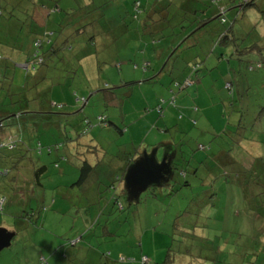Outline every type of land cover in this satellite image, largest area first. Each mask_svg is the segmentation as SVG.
Wrapping results in <instances>:
<instances>
[{
    "label": "rangeland",
    "instance_id": "374dc122",
    "mask_svg": "<svg viewBox=\"0 0 264 264\" xmlns=\"http://www.w3.org/2000/svg\"><path fill=\"white\" fill-rule=\"evenodd\" d=\"M122 1L130 5L133 0H80L85 13L81 22L82 39L77 45L71 44L72 50H65L60 56H69L74 50V57L78 53L77 56L83 60L76 61V57H73V61L61 63L53 60L49 64V85L77 71L70 88L58 87L62 95L55 91L52 92V98L55 101H66L68 106H72L77 104L75 92L89 97V93L85 92L87 88L78 86L79 81L84 79L83 76L86 79L87 76L93 77L92 71L96 70V84L100 80L109 81L112 87L119 85L122 77H125L120 74L117 64L133 68L126 81L135 83L131 87L122 86L119 89L126 112L133 109L126 127L136 119L134 122H138L142 128L145 126V121L142 120V116L146 115L145 110L153 111L154 105L160 104L162 100L167 101L163 106L164 117L158 114L159 105L153 112L159 115L160 122L165 118V122L171 126L166 135L174 140L175 145L180 146L177 152L179 158L174 159L177 169L183 159L190 156L187 159L189 166L183 167L186 178L175 172L170 186L160 184L143 190L134 188L138 195L130 208L126 198L117 194L118 199H121V210L118 206L115 209L112 207L110 217L113 221L108 225L115 235L108 236L104 230L105 217L102 216V221L96 222L99 217L93 211L101 204L96 203L95 198H105L108 192L110 194L105 199L111 200L114 187L105 190L102 188L97 196L93 188H88L83 193V189L74 185L79 175L77 159L80 153L85 159L89 157L94 160L98 159L99 150L105 151L106 157L98 162L103 165L111 164L110 167L113 166V161L120 163L123 157L121 153H117L116 158L111 157L113 153L109 149H115V145L107 139L109 134L117 136L114 126L99 127L97 121L99 115L108 117L111 121L110 118L118 115L120 110L105 107L101 96L93 95L88 98L89 104L85 107L76 105L74 112L77 113L70 117L68 126L64 123L63 127L68 135H73L68 137L75 138L76 142H65L62 133L48 139L39 134L30 140L26 152L21 148L0 152V157L4 156L0 159V169L9 170L6 177L0 178V193L9 200L12 210L16 211V207L19 213L22 206L14 205L16 202L13 204L12 200L20 199L23 203L28 201L29 204L25 210L22 209L20 215L24 212L32 215L30 226L17 234L11 245L0 252V264H40L41 255L45 259L48 257L50 264H62L60 257H68L69 252L59 248V244H67L68 249H76L80 255L78 260L69 258L65 264H164L166 261V264H240L239 256L244 257L245 254L247 264H264V194L258 195L264 193V0H254V6H247L241 11L238 8L244 0H199L200 5L195 8L202 12L200 19H211L203 29L204 42L201 44L199 40L198 47H195L197 62L204 61V64H199L198 70L191 74L190 69L185 71L186 64L176 54L171 61L174 71L169 73L165 69L163 75L156 77H153V71L149 69L142 73L141 45L137 46L135 40L130 42L122 38L115 45H103L98 40L96 46L85 41L92 34L106 32L117 21L113 18L119 17L117 6ZM149 1L153 5L166 2ZM170 1L177 8H170L164 13L167 19L162 21V26L159 25L163 31L158 32L155 38L148 35L150 39L162 40L158 44L162 52L169 51V48L162 50L170 37L169 28H176L173 32H180L179 23L187 25L188 20H191L188 14L184 15V11L180 12L178 9L179 0ZM104 3L106 4L100 7L103 14L100 16L96 6ZM245 3H249V0H245ZM136 5L141 8L139 2ZM220 7L227 9L224 24L216 18ZM138 16L134 10L135 24L139 22ZM120 17L123 21V15ZM125 20L128 21L126 16ZM167 24L169 28L164 27ZM229 26H232L229 35L233 36L236 47L228 42L226 45L217 43ZM201 34L203 32L198 35L199 39ZM177 40L171 39L168 43L173 45ZM151 48L154 49V46ZM236 49H239V53H236ZM149 54L150 51H147L146 55L150 56ZM260 62L262 65L258 67ZM70 64L74 65V69ZM95 64L99 66L96 68ZM66 65L70 66L69 72ZM7 67L11 68L7 73L14 77V83L11 87L5 84L3 89L0 88V109L1 105L9 102L7 92L13 93L18 90L17 86L26 85L25 70L21 65L10 64ZM186 80H191L192 84L182 87L183 89L175 87V82L183 86ZM230 84L232 89L229 91L227 85ZM28 96L31 98L32 93ZM15 98L21 100L20 96L13 97ZM148 118L150 117L147 116ZM157 120L158 118L150 121ZM22 121L24 120L20 117L5 118L0 125V142L13 138L18 128H26V123ZM85 121L90 126L86 127ZM138 124L132 125L139 126ZM84 129L87 131L83 134ZM154 129L152 132L155 133L157 130ZM135 131H138L135 136L143 132L137 129ZM96 134L100 136V139H95L99 148L94 151V147L91 148L87 142L92 140L90 135ZM84 143L87 144L84 146ZM56 145L61 150L67 147L75 149L76 152L69 153L70 162H63L67 151L47 152V147ZM39 146L42 147L40 152ZM41 166H45L46 172L39 177L41 186H38L33 181V170ZM108 167L100 165L95 169L94 166L93 175H102V171H107L104 168ZM62 168L66 172L59 179ZM239 171L245 172L243 177L239 175ZM117 175L122 174L108 173L103 175L102 181L107 185L111 181L116 183L114 177ZM185 181L189 183L188 187L184 186ZM122 185L124 189L125 183ZM52 200L57 205L52 204ZM85 203L87 206L83 210L88 212H81L79 218H75L73 213ZM60 206L64 207L65 213L59 209ZM47 213L52 219L42 225ZM9 216L6 211L0 213V218L5 221ZM36 218L37 223L34 220ZM80 235L83 239L73 248L74 240ZM50 253L54 254V258L49 256ZM144 257L147 258L145 263L142 262Z\"/></svg>",
    "mask_w": 264,
    "mask_h": 264
},
{
    "label": "crops",
    "instance_id": "0c3cea01",
    "mask_svg": "<svg viewBox=\"0 0 264 264\" xmlns=\"http://www.w3.org/2000/svg\"><path fill=\"white\" fill-rule=\"evenodd\" d=\"M126 1H122L120 3H118L117 9H118V18H113L116 19L117 21L115 23H113L112 25L109 26V29L106 32H102V33H98L97 35L92 34L91 36L87 37L85 39V41L89 42V44L92 45H97L96 41H100L103 45L106 44H112L115 45L120 39H127L130 42H134L132 40H135V43L137 44V46H140V51L141 52V59L140 62L142 65L144 64H149V67H147L145 70L143 69V66L141 65L142 68V73H146L147 70H151L153 71V77L156 76H161L164 74V70L166 69L169 73L174 71V65L171 64L172 58H170L171 56V52L173 50V48L175 47V43H173V45L171 44V42L168 43L169 40H171V38L168 39V41L166 42V46L165 48H163L162 50L169 48V51H164L162 52L160 50V46H158V44L162 41V40H158L157 39H150L148 37V35H150L149 32V23H150V16L149 14L151 12L154 11L155 9V5H153V2H150L149 0H141L140 3V13H139V22L136 24L133 22L134 19V11H133V6L135 2H140L139 0H133L130 1V5L127 4ZM182 2L181 4V8L191 12H197L198 16H203L202 12H200L199 9L195 8L196 6L200 5V1L199 0H179V4ZM106 3L102 4V5H98V7H101L103 5H105ZM86 5V4H85ZM120 6V7H119ZM240 6V5H239ZM254 6V2L253 5ZM83 7L80 4V0H0V11H1V16H0V56L4 59V66L3 67V72L5 77L4 78H11V80L9 81V85L14 83V77H10V75L7 73L9 69L7 66L10 64H14L15 66H22L25 63V60L34 52L35 50V42L37 41H41V49L42 50H49V47H53L54 49H58L59 47L65 46V44H67L68 46L64 47L65 50H72L71 44H79L82 36H83V32L81 31L82 27H83V23H81L83 21V19L85 18V13L84 10L82 9ZM195 10H194V9ZM225 8V7H223ZM158 10H162V8H158ZM225 10L227 11V9L225 8ZM238 11H241V8H238ZM98 13L100 14V16H102V11L101 9L98 11ZM123 15V21L121 20V17ZM125 16L126 19L128 18V21L125 20ZM146 18V21L143 22L142 20ZM149 19V20H148ZM100 22V21H98ZM142 25V27H141ZM103 29V28H102ZM203 34H201L200 39L198 38V36L194 37L191 39L190 42L187 43L188 46H193L195 44L194 47L187 49V51L185 52H179L176 53L179 57V59L183 62V63H191L193 61L197 62V56L194 55L195 52L197 51L198 47L197 45L199 44V40L201 42V44L204 42V38H205V34H204V30H202ZM201 32V33H202ZM200 34V33H199ZM146 35V36H145ZM158 36V35H157ZM155 36V37H157ZM14 37V38H13ZM153 37V38H155ZM198 38V39H197ZM20 42V44H19ZM143 46V49H142ZM151 46H154V49L151 48ZM157 46V47H156ZM27 50V51H26ZM63 50V51H65ZM24 51H26V54H24ZM61 51V52H63ZM150 51V56L146 55V52ZM19 52V53H17ZM60 50L58 51V55L55 53V55L52 57H50V61L52 62L53 60H57L60 61L61 63H64L66 61H73V57H74V50L72 54H68L69 56H65L62 55L60 56ZM78 52V50H77ZM168 54V55H166ZM175 54V55H176ZM23 55V56H22ZM57 55V56H56ZM78 53L76 54V61L82 59L79 58ZM174 55V56H175ZM173 56V57H174ZM74 57V58H75ZM170 58V60H169ZM83 60V59H82ZM169 60V62L167 61ZM178 60V59H177ZM130 61V59L128 60ZM167 63V67L164 68V65ZM14 62V63H13ZM54 64H57L56 62ZM85 64V62H84ZM201 64V63H200ZM202 64H204V61H202ZM72 69H74V65H71ZM69 65H66V69L70 68ZM99 65L95 64V67L97 68ZM118 70L120 71V74H122V81L119 85H114L112 87H110V83L109 81H98V84H96L97 82V72L98 71H92L94 72V75L91 76H87L88 79H86V76H83L84 79L81 81H79L82 86H84V89L87 88V90H85V92L89 93V97L91 98L93 95H97L99 94L103 100V104L105 107L110 106V107H114L115 109L120 110L118 115H113L109 120L108 117H104L103 115H99V118L102 116L103 118H105V123L106 124H99V127H107V125H112L115 128V131L117 132V136L115 134V136H113L112 134L108 135V139L107 141L112 143L113 145H115V149H109L111 151V153H113L111 155V157L116 158V154L117 153H121L123 155L122 160L120 163H115V161H113V166L110 167V165H103L100 163V161L98 162L99 159L101 158H105L106 157V153H104L102 150H99L100 152H98V159L95 158L94 160H91L89 157V159H85L81 153L78 155L79 159H77V165H78V171H79V175L77 177L76 182H74L75 186H78V189H83V193L88 189V188H93L95 190V192H97V196L100 195L101 189L103 188V190L105 189H110L111 187H114V192H113V197L111 200L109 199H105L109 196L110 193L106 192L107 195L105 196V198H95L96 203L99 204V202H101L100 207L95 209V212L93 211V213L95 214V216L99 217V219H96V222L98 221H102L100 220V218L102 216L105 217V232L107 233L108 236H112L115 235V233H111V229L110 226L108 225L110 223V221H113L112 217H110L112 215L111 210L112 207H114L113 209H115L116 206L119 207V204L121 205V199H118L117 194L120 196H124V199L126 198V203L128 204L129 208L132 207V205L134 204V201L137 200L136 196L133 195L134 194V188H136L132 183L128 184L127 187L126 185H124V189H123V185L125 183V176L127 173H129L132 169V167L137 164L138 162H140V160H142L144 158V155L151 157V161L152 162H156L157 164L161 163L162 161L165 162L168 165V160L171 158L175 159L176 157L179 158L178 155V151L180 146L179 145H175V142L173 139L169 138L166 134H169L170 132V128L171 126L165 122V118L162 120V122H160L159 119V115L160 117H164L165 113L163 110V106L165 105V103H167V101H164L163 103L161 102L158 107H160V113H158L159 115L155 114V112H153L156 108L157 105H154V108L151 110H145L146 115L142 116V120L145 121V126H142V128L140 127V125L138 124V122H134L136 119H134L132 122V124L136 125L138 124L139 126H133L132 124H130L132 127L127 126L126 127V121L130 120L131 116H132V110L130 108V110H128L126 112L125 107L123 105L122 102V98L120 97V91L119 89L123 86V87H131L135 82L134 81H126V77H129L130 74V70L133 71V68L130 69L128 66H122L121 64H117L116 65ZM50 67L46 69L44 76L45 79L43 82L33 86V89L35 91L34 97H32V101H30L31 106H29V108L31 109V111H33V115L34 117H32L31 119H29V123L26 125V128H18L16 134H14L15 136L11 139V141H18L17 143V148H22L25 150H28V144H27V136L28 138L31 140L34 138V136H38L39 134H42L44 137L48 138H55L56 134L62 133L65 139V142H76L74 140H76L75 138H70L71 134L68 135V132L66 131V129H64V123L66 124V126H68V120L70 119L71 116H75L77 112H74V109L76 107V105L80 104L82 105L81 107H85L87 104H89V100L88 98L85 97V95L81 94L77 95V93L75 92V96H76V103H74V105L72 106H68L66 101H55L52 98V92H58L62 95V93L58 90V87H66V88H70V85L73 83L74 81V77L76 75V72H71V76H65V77H61L60 80H58L55 83H50V85L47 83L48 81V71H49ZM71 69V70H72ZM138 69V68H137ZM136 69V70H137ZM188 70L187 65H186V69L185 71ZM70 71V69L68 70V72ZM91 72V73H92ZM52 77L54 75H51ZM24 78H25V73H24ZM95 78V79H93ZM125 78V79H124ZM149 78V77H148ZM31 81V79H30ZM32 82V81H31ZM129 83H133L132 85H127ZM49 85V88H48ZM74 85V84H73ZM115 86H119L118 89L114 88ZM122 87V88H123ZM116 89L114 92L118 98V103L115 101H113L112 97H110L107 93L104 92V90L107 89ZM83 89V90H84ZM132 90V89H131ZM165 90V89H164ZM165 93H168V91H164ZM106 95H108V98L106 97ZM77 98L81 99H85L84 102H77ZM171 101V100H170ZM29 103V104H30ZM162 104V106H161ZM22 104L19 106V108H22ZM25 107V106H24ZM157 107V108H158ZM197 110V109H196ZM196 110L194 109V111L196 112ZM155 115V116H154ZM122 116H124L122 118ZM147 116L150 117L147 119ZM188 116L189 113H188ZM12 118H19L20 114H16V115H11ZM98 118V117H97ZM158 120L156 122L150 121L151 119H157ZM183 119V118H182ZM85 121L84 124H86ZM121 122V123H119ZM90 124V123H89ZM122 128H121V127ZM125 126V127H124ZM159 126L161 128V130L159 131ZM87 127V126H86ZM124 127V128H123ZM121 128V129H120ZM126 128V129H125ZM156 128V132H152L154 131ZM107 129V128H106ZM139 130V131H143L142 134H140L139 136H135L137 134L138 131L135 130ZM180 129V128H179ZM21 130V131H20ZM29 131V134H28ZM86 130L84 129L82 131V133H86ZM107 131V130H106ZM81 133V134H82ZM88 133V132H87ZM114 133V132H113ZM28 134V135H27ZM129 134V135H127ZM70 136V137H68ZM90 141H88L87 143H89L90 147L93 148L94 147V151H96V148H99V145H97L95 139L99 138V135H95V136H91ZM168 138V139H167ZM91 141H95L91 142ZM84 143V146L87 144ZM56 148L59 149V145L55 146ZM55 148V149H56ZM56 151V153L62 151L63 153L66 152V155L63 157L64 161L70 162V156L69 153H73L76 152L74 148H70L68 149V147L64 150L59 149ZM71 149H73L74 151H70ZM101 149V148H100ZM93 151V152H94ZM98 151V150H97ZM1 152H3V150H1ZM84 153V152H83ZM104 153V154H102ZM1 154V153H0ZM102 154V155H101ZM102 159V160H103ZM87 160H90L94 163H89ZM86 161L90 167L91 170L88 171V173L86 174V176L79 181V177H80V168L83 164V162ZM98 162V163H97ZM95 164V165H93ZM101 166H109L108 168H104L107 171H102V175L97 174L96 176H94L93 174L95 173V171H93L94 166L95 169H98V167ZM166 165V168L168 167ZM59 168V167H58ZM57 168V169H58ZM2 170L7 171L9 173V170L3 168ZM37 170L34 169L33 170V175L34 172ZM169 170V169H167ZM46 172V168L40 172V176L42 174H44ZM66 172V169L62 168L59 172V179L60 177L64 176V173ZM8 173L4 176H0V178L2 177H6L8 175ZM108 173H113V174H122V175H117L114 177V180L116 183V186L113 185L112 181L110 183H108L109 185H107V183H105L104 181H102L103 175H107ZM170 171H168L166 174H169ZM162 174L165 175L164 171L162 170ZM163 175L161 177V179L158 180V182L152 184L151 186H149L148 188H155L156 186H159L160 184H165L166 186H170L172 182L170 181H164ZM112 180V178H111ZM33 181H34V176H33ZM36 185L41 186V183L39 181V183L34 182ZM126 184V183H125ZM184 186H189V183L187 185L184 184ZM31 185L28 187L27 189V194L29 195L28 190L30 189ZM147 188V189H148ZM171 188H173L171 186ZM129 189V190H128ZM116 191V192H115ZM20 195V194H19ZM23 195V194H21ZM34 195V192L33 194ZM31 195V196H32ZM0 196H3L4 198H6V196L2 195L0 193ZM45 197V196H44ZM44 200H46L44 198ZM6 205L4 207V210L2 213H4L5 211L10 214L9 217H7V221H5V219L0 218V229H4L5 231H7L8 233L12 234V239L19 234L22 230H26L30 225V218L32 217V215H26V213L24 212L23 215H20L22 212V209L25 210L26 206L29 204L28 201L26 203H23L22 200L20 199H16V200H12L14 201L13 204L16 202V206H22L21 211L19 213L18 209L15 207L16 211L12 210V206H10L11 204L9 203V200L6 198ZM22 202V204H21ZM102 203H104V205L102 206ZM52 204H56L55 201L52 200ZM91 204V203H90ZM88 204V205H90ZM87 206V203H85L84 206H82L81 208H77V210L75 211L74 216L75 218H79L81 212H88L83 210V208H85ZM122 207V206H121ZM117 208V207H116ZM62 212L65 213L64 207L60 206V208ZM121 210V209H120ZM123 210V208H122ZM89 211H91L89 209ZM56 213H58L56 211ZM62 214V213H60ZM90 214V212H89ZM30 216V217H29ZM97 217V218H98ZM126 218V217H125ZM124 218V219H125ZM48 219H52L49 217L48 213L45 214L44 219H43V224H45V222H47ZM123 219V220H124ZM35 223H37V218L34 219ZM128 219L125 220V223L127 224ZM108 222V223H107ZM123 224V221L121 220L120 225ZM90 228V227H89ZM83 239V237H81V235L74 240L73 242V248L76 247V244L81 241ZM12 241V240H11ZM67 244H59V248L61 249H67L66 252H69V256L68 257H63L61 256L60 262H62V264H65V261L67 260H78V258L80 257V255L77 253L76 249H68ZM132 252V251H131ZM246 255V254H245ZM241 257V260L238 261L240 262V264H245L246 263V257ZM41 259L44 260V264H50V259H48V257L45 259L44 255H41ZM51 258H54V254L50 253ZM70 258V259H69ZM87 258H85L86 261ZM102 260V258H101ZM150 261V260H149ZM41 264V263H40ZM54 264V263H53ZM247 264V263H246Z\"/></svg>",
    "mask_w": 264,
    "mask_h": 264
},
{
    "label": "trees",
    "instance_id": "16d2710c",
    "mask_svg": "<svg viewBox=\"0 0 264 264\" xmlns=\"http://www.w3.org/2000/svg\"><path fill=\"white\" fill-rule=\"evenodd\" d=\"M244 1L239 6L241 9H243V8H245L247 6H252L254 0H249V3H245L246 5L244 4ZM133 4H134L133 11L135 10V12L137 14H139L140 13V9H139V7H137L136 2L133 3ZM181 4H182V2L179 4V8L178 9L180 10V12L184 11V15L188 14V16L191 17V20H188V22H187V20H184V22L188 23L187 25H183L182 22L179 23L180 28L179 27L178 28L180 29V32H177V31L173 32V30L176 29V28H173V27L169 28L168 24L164 26L165 28L168 27L169 29H171V33H170V37L169 38H171L172 41H174L175 38L178 39L177 41H175V47L173 48V50L171 52L170 58H172L176 53H179L181 51L184 52L185 50L194 47L195 44L191 47V46H188L187 43L190 42L192 38L198 36L199 33L202 32L204 27L206 25H208L209 22H211V19H200V17L198 16L197 12H194V11L188 12L186 10H183L181 8ZM139 6H140V2H139ZM155 6L156 7H155L154 11L151 12V16L149 17L150 18V23H149V26H148L150 28V30H149L150 35L152 37L157 36L158 32L161 33L163 31V28L160 27V26H162V21L164 19L165 20L167 19L166 15H164V13L169 11L170 8H177L175 5H173L172 1H170V0H166V2H164V3L158 2V4H156ZM160 7L162 8V10L159 11L158 8H160ZM96 9L99 11L100 7L96 6ZM218 11L219 12H218L216 18L218 20H220L221 23H223V24L226 23L225 20H224V15L226 13L225 8L220 7L218 9ZM0 16H1V11H0ZM142 21L145 22L146 18H144ZM141 27H142V25H141ZM181 29H184V30H181ZM231 29H232V26H229L220 35V37L218 39V42H217L218 44L226 45L227 42H228V43H230L229 45H232V46L236 47V43L234 42L233 36L229 35L230 32H231ZM34 44H35L34 52L25 60V63H24V64L28 65V67H29L28 70L25 71V82H26V85L24 87L23 86H17L18 90H15L13 93H8L7 92L8 96H9V98H8L9 102L6 105H5V103L3 105H1L2 109H0V125L2 124V121L5 118H10L11 115L14 116L16 114H20V118L24 120L22 122H25L26 125L29 123V119L34 117L33 111L29 110V108H28L29 102L32 101L31 98L34 97V94H35L33 86H35V85H37V84H39V83L44 81V79H45L44 73H45L46 69L49 68V64L51 63V61H50L51 58L50 57L51 56L53 57L55 55V53L57 54L59 50H60V52L65 50L64 47L68 46L67 45L68 43H67V44H65V46L59 47L57 50L54 49L53 47H49V50H45L44 51V50L41 49V46H42L41 41H37ZM246 49H249V48H246ZM261 51H263V50H261ZM236 53H239V49H236ZM170 58H169V60H170ZM169 60H167V61L169 62ZM167 61H166L165 65H164V68L167 67V63H168ZM4 62L5 61L2 60V58L0 56V88L1 89H3V86L5 84L9 85V81L11 80V78H8V77L4 78L5 77L4 72H3V67H5L4 66L5 65ZM200 63L202 64V61H200V62L193 61L191 63H188V62L186 63L187 68L190 69V72H192L191 74H194L198 70L197 68L199 67ZM257 65H258V67H261L262 63L260 62ZM142 66H144V65H142ZM147 67H149V64L146 66V68ZM30 79H31L32 82L30 81ZM186 81H188V82H190V84H192L191 80L190 81L186 80ZM132 84L133 83H129L127 85H132ZM11 85L12 84H10V87H11ZM174 85H175V87H181V88L185 87V85L181 86V84L177 83V82H175ZM118 87L119 86H115L114 88L118 89ZM114 88L113 89L110 88V89L104 90V92L107 93L110 97L114 98V99H112L113 101L116 100V102H117L118 98H117V96H116V94L114 92L116 90ZM178 89H180V88H178ZM227 89L229 91L232 89L231 88V84L227 85ZM30 93H32V97L31 98L28 96ZM108 95H106L107 98H108ZM15 96H20L21 100L20 101L16 100V98L13 99V97H15ZM82 100H85V99L82 98ZM82 100L77 98V102L78 103L81 102ZM21 104H22L23 107L19 108V106ZM195 110H196V108H195ZM97 121H98V124H106L105 123V118H103L102 116L100 118L98 117ZM85 125L87 127L90 126L89 122H86ZM28 134H29V131H28ZM29 142H30V139L27 136V144L28 145H29ZM39 147H41V146H39ZM16 148H17V146H16ZM16 148L13 149V150H17ZM55 148H56L55 146L47 147V152L51 153L52 150L57 151L58 148H56V149ZM24 151L26 152L27 150L24 149ZM0 152H1V150H0ZM2 157H4V156H1L0 159ZM189 157H187L186 159L185 158L183 159V163L181 164V166H179V169H177V167H176V161H174V159L171 160V158H170L168 160V165H167L168 167L166 168V169H169L167 171H170V173L169 174L165 173V175H163L162 179L164 181L172 182V176H173V174L175 172H178L182 176V178H186V172L184 171L183 167H188L189 166L190 162L187 161V159ZM21 158H22V156H21ZM44 169H45V166H41V167L37 168V170L34 172V174H35L34 175V182L39 183L40 172L43 171ZM90 170H91L90 165L86 161H84L82 166H81V168H80L81 174H80V177H79V181H81L86 176L88 171H90ZM244 173L245 172L239 171V175H241V176L242 175L244 176ZM246 173H248V172H246ZM247 175H245V176H247ZM0 176H4V170H2V169H0ZM184 184L187 185L188 182L185 181ZM262 186H264V184ZM262 194H264V193L261 192L258 195H262ZM0 197H3V196H0ZM256 197L257 196H255V198ZM5 205H6V203H5ZM166 263H167V261H166ZM166 263H164V264H166Z\"/></svg>",
    "mask_w": 264,
    "mask_h": 264
},
{
    "label": "water",
    "instance_id": "95a60500",
    "mask_svg": "<svg viewBox=\"0 0 264 264\" xmlns=\"http://www.w3.org/2000/svg\"><path fill=\"white\" fill-rule=\"evenodd\" d=\"M166 165L167 164L163 161L159 164L152 162L151 157L144 155V158L135 164L131 171L126 174V187L128 184L132 183L137 190L147 189L149 186L161 179L163 175L162 170L166 167ZM134 195L137 196L138 193L135 192ZM11 240L12 234L8 233L4 229H0V252L11 245Z\"/></svg>",
    "mask_w": 264,
    "mask_h": 264
},
{
    "label": "built area",
    "instance_id": "2783aa9c",
    "mask_svg": "<svg viewBox=\"0 0 264 264\" xmlns=\"http://www.w3.org/2000/svg\"><path fill=\"white\" fill-rule=\"evenodd\" d=\"M137 5H138V3H137ZM148 64L146 63V64H144V66H143V69L145 70V68H146V66H147ZM21 68L23 69V70H25V71H27L28 70V65H26V64H24V65H22L21 66ZM190 84V82H188V81H186L185 83H184V85L185 86H187V85H189ZM172 101H174V99H172ZM82 102H84V100H82ZM164 101H162V103H163ZM160 107H158L157 108V110L160 112ZM102 120V119H101ZM17 143H18V141H11V142H9V143H2V145H0V149L1 150H13V149H15L16 148V146H17ZM39 149V151L41 150V147H39L38 148ZM8 172L7 171H4V175H6ZM5 203H6V199L4 198V197H0V213H2L3 212V210H4V207H5ZM121 261H124V259L123 258H121L120 259ZM147 261V258L146 257H144L143 259H142V262L143 263H145ZM40 262H41V264H44V260L43 259H41L40 260Z\"/></svg>",
    "mask_w": 264,
    "mask_h": 264
},
{
    "label": "bare ground",
    "instance_id": "6f19581e",
    "mask_svg": "<svg viewBox=\"0 0 264 264\" xmlns=\"http://www.w3.org/2000/svg\"><path fill=\"white\" fill-rule=\"evenodd\" d=\"M11 137H9L6 141H3V142H0V145H2V143H9V142H11ZM1 150V149H0Z\"/></svg>",
    "mask_w": 264,
    "mask_h": 264
},
{
    "label": "flooded vegetation",
    "instance_id": "af4514ba",
    "mask_svg": "<svg viewBox=\"0 0 264 264\" xmlns=\"http://www.w3.org/2000/svg\"><path fill=\"white\" fill-rule=\"evenodd\" d=\"M163 171H164V173H167L168 172L167 169H166V167L163 168Z\"/></svg>",
    "mask_w": 264,
    "mask_h": 264
}]
</instances>
